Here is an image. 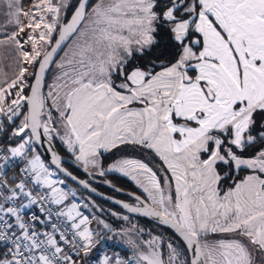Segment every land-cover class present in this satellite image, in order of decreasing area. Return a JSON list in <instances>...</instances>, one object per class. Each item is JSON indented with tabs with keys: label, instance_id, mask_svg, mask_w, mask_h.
I'll list each match as a JSON object with an SVG mask.
<instances>
[{
	"label": "snow or ice",
	"instance_id": "obj_1",
	"mask_svg": "<svg viewBox=\"0 0 264 264\" xmlns=\"http://www.w3.org/2000/svg\"><path fill=\"white\" fill-rule=\"evenodd\" d=\"M69 2L0 0V49L15 63L0 78V264H264V0H99L90 12L79 0L65 24ZM57 140L90 175L118 172L146 193L113 201L127 213L113 217L152 219L184 247L135 223L114 230L67 187L95 192ZM121 145L154 153L161 172L127 158L103 170L101 150ZM105 238L131 256H101Z\"/></svg>",
	"mask_w": 264,
	"mask_h": 264
},
{
	"label": "rangeland",
	"instance_id": "obj_2",
	"mask_svg": "<svg viewBox=\"0 0 264 264\" xmlns=\"http://www.w3.org/2000/svg\"><path fill=\"white\" fill-rule=\"evenodd\" d=\"M99 2V0H92L91 1V3H90V5H89V7H88V11L90 12L91 11V9H92V7L95 5V4H97ZM64 12H65V9H63L62 8V11H61V18L63 17V15H64ZM2 20H3V17H0V22H2ZM74 43V37L69 41V43L66 45V47L64 48V50L62 51V53L59 55V57L57 58V62H59L60 60H61V58L62 57H64V55H65V52H67L69 49H70V47L72 46V44ZM29 51H31V48L29 47ZM0 54H2V58H0V69H2L3 71H2V73H0V78H3V74H7V76L9 77V78H11L12 76H13V74H14V71H15V63H14V61H13V59H12V57L9 55V53H8V51H7V49H0ZM58 72H59V70H58V68L56 67V64H53L52 65V68H51V71H50V80H49V84L47 85V88H46V93H45V97H47V94H48V91H49V85H52L54 82H55V76H56V74H58ZM46 103H47V105H49V106H51V104H52V100H51V98H48L47 100H46ZM54 115H55V113H54ZM125 145H121V146H119V147H124ZM63 149V148H62ZM115 149V148H114ZM113 149V150H114ZM112 151V150H111ZM144 149H140V148H132V146H128V147H126L125 149H123V151H122V153H123V155H126V153H135V158L136 159H138V160H141V161H143V162H145L146 163V160L147 159H150V160H152L151 161V163H148L149 164V166L150 167H152L154 170H156L158 173H160L161 172V170H162V161H160L159 160V158L157 157V156H155V154L154 153H151V152H149L148 150H146V151H148L146 154H144ZM66 152V151H65ZM68 154V153H67ZM70 154V153H69ZM144 156H143V155ZM126 157H127V155H126ZM70 158H72L73 159V157L71 156V154H70ZM143 158H144V160H143ZM147 158V159H146ZM100 165H101V168L103 169V170H105V166H103L102 164H101V159H100ZM96 172H97V170H92V173H94V174H96ZM120 174V173H119ZM97 175V174H96ZM170 173H168V176L170 177ZM126 179L127 180H129L130 182H132V184L133 185H135V187L140 191V193L143 195V197L144 198H146V193H144L143 192V190L141 189V188H138L137 186H136V183L133 181V180H131V179H129L128 177H126ZM161 180L163 181V176H161ZM67 187L68 188H70V189H74V190H76L74 187H72L70 184H68L67 183ZM102 190H104L106 193H108V194H115V193H110V192H108L109 190L108 189H102ZM77 191V190H76ZM173 196H174V189H173V191H172V193H171ZM85 197H87V196H84V195H82V196H80V199H84ZM87 198H89V197H87ZM91 199V198H90ZM92 200V199H91ZM93 201V200H92ZM96 205H98L99 207H101V208H103V209H105V213L103 214V216H102V218L106 221V222H108L109 224H110V226L111 227H115V228H117L116 229V231H120L121 229H123V228H128V227H131V224L132 223H135V224H137L134 220H132V219H130L131 220V223H129V222H125V221H123L122 219H117L116 217H113L112 215H111V212L112 211H114V212H116L115 210H113V209H111V208H109V207H107V206H105V205H99V204H97L95 201H93ZM85 211V214H87V215H89V216H91L94 212H95V210L94 209H92V210H84ZM96 215H101L100 213H95ZM123 215V214H122ZM138 225V224H137ZM92 227L93 228H97V226L95 225V223L92 225ZM138 227L139 228H141V229H143L144 231H143V234H142V239H145V240H147V239H149L152 235H158V234H153L150 230H148V229H144L143 227H141V226H139L138 225ZM97 230H99V229H97ZM159 236H161L162 238H163V240L165 241V249H166V243L168 242V241H171L173 244H175V245H177L178 247H179V245L177 244V242L176 241H174V239L172 238V235L169 233V232H167V231H164V233H162V234H159ZM221 238H223V239H231L232 238V236L231 235H225V236H217V235H212V237L210 238V240H217V239H221ZM238 239H242V238H239V237H237ZM102 244H104V245H110L111 247L113 246V245H116V246H119V247H124L123 248V251H125V253L127 254L126 256H124V255H121V254H119L120 252L118 251V250H116V253L115 254H118L122 259H127L129 256H131V254H132V250L130 249V248H128L125 244H123V245H121V242L120 243H116L115 241H108L106 238L104 239V241L102 242ZM102 244L100 245V247H102ZM165 258H166V256H165Z\"/></svg>",
	"mask_w": 264,
	"mask_h": 264
},
{
	"label": "trees",
	"instance_id": "obj_3",
	"mask_svg": "<svg viewBox=\"0 0 264 264\" xmlns=\"http://www.w3.org/2000/svg\"><path fill=\"white\" fill-rule=\"evenodd\" d=\"M77 1H78V0H73L71 6H70L69 9L67 10V14H66L65 20L68 18V16L70 15V13L72 12V10L74 9V7H75ZM23 2H24L25 5H30L31 0H23ZM157 38H158V40H159V47L156 48V49H154V51H153V55H156L157 53H159V52L162 51V52L164 53V56L162 57V59H163V58H166V57L169 55L170 51H171V48H170V47L168 46V44H167V40H168V38H167V36H166L163 32H161L160 35H159ZM53 42H54V40H53ZM139 62H140V61H138V60L133 61V63H139ZM147 63H148V61H145V62H144V64H147ZM51 68H52V66H51ZM51 68H50V70H49V72H48V76H47V80H46V85H45V90H46V87H47L48 82H49V78H50V77H49V76H50L49 74H50ZM45 90H44V95H45ZM56 145H57V150L59 151V153H60L61 155L70 157V155L67 154V152H65V151H64V150H63V149L57 144V141H56ZM128 146H129V145H128ZM128 146L126 145V146H124V147H122V148H121V147H117V148H115L114 150H112V151H110V152L102 153V155L100 156L101 164H102L103 166L108 165L110 162H112V161H113L114 159H116L118 156L123 155V153H122L123 149H125V148L128 147ZM132 148H133V147H132ZM147 152H148V151L145 150V151H144V154H146ZM126 155H135V153H133V154H132V153H126ZM142 155H143V154H142ZM143 156H144V155H143ZM146 159H147V158H146ZM143 160H144V158H143ZM151 161H152V160L147 159V160H146V163H151ZM66 167L70 168L71 171L77 173L78 175L83 176L81 173H79L77 170L73 169L72 167H69V166H66ZM247 174H248L247 171H242V172H240V173L235 177V179L239 180V179L243 178V177H244L245 175H247ZM104 177L108 178V179L111 181V183H112L113 185H115V186H117V187H119V188H121V189H123V190H125V191H129V192L137 193V194L143 196V195L140 193V191L135 187V185H133L129 180H127V179H125V178H123V177H120V176L115 175V174H105ZM67 183L70 184L72 187H74V188L77 190V193H78V196H79V197L82 196V195L87 196V197L91 198L93 201H95V202H96L97 204H99V205H105V206H107V207H109V208L115 210V211H116L117 213H119V214H125V213H123L122 211L118 210L117 208H115V207H113V206H111V205H108V204H106V203H103V202H101V201H99V200H97V199H94V198L90 197L89 195H87L86 193H84L82 190H80V189H78L76 186L72 185L70 182L67 181ZM229 183H231V181H225V184H229ZM93 185H94L95 187H98V188H101V189H103V188H104V189H107V188L101 186V185L98 184V183H94ZM108 190H109V189H108ZM108 192L112 193L111 190H109ZM112 195H113V194H112ZM114 196H116V197H120V196H118V195H116V194H114ZM121 198H123V199H127V198H125V197H121ZM130 219L134 220L139 226L143 227L144 229H148V230H150L153 234H158V235H159V234L164 233V231L169 232V233L172 235V238L174 239V241L177 242V244L179 245V247H181V248L184 247L183 244L179 241V239H178V238L172 233V231H170L169 229H167V228H163V227L158 226V225L153 224V223H150V222H148V221H146V220H144V219L134 218V217H131V216H130ZM112 228H113L114 230L117 229V228H115V227H112ZM211 237H212V235H210V236L208 237V239H210ZM120 251H121V250H120ZM122 251H123V250H122Z\"/></svg>",
	"mask_w": 264,
	"mask_h": 264
},
{
	"label": "water",
	"instance_id": "obj_4",
	"mask_svg": "<svg viewBox=\"0 0 264 264\" xmlns=\"http://www.w3.org/2000/svg\"><path fill=\"white\" fill-rule=\"evenodd\" d=\"M91 1H92V0H89V3H88V6H87V7H89ZM72 2H73V0H70V2H69V4H68L67 8L65 9L64 15H63V17H62V22L65 23V24L68 23V22L71 20V17H72V15H73V13H74L76 7L78 6L79 0L77 1V3H76V5H75L74 9L72 10V12H71L70 15L68 16V18L65 20V17H66V14H67V10H68L69 7L71 6ZM71 39H72V38H71ZM71 39H70V40H71ZM70 40H69V41H70ZM69 41L66 42V44H65L64 46H62V47H63V50H64V48L66 47V45L69 43ZM54 42H55V41H54ZM54 42H53V43H54ZM63 50H62V51H63ZM62 51H59L58 55L55 57V60H57V58H58L59 55L62 53ZM51 66H52V65H51ZM48 72H49V71H48ZM48 72H47V74H46V80H47ZM45 85H46V84H45ZM44 90H45V87H44V89H43V94H44ZM57 152L59 153L58 150H57ZM59 154H60V153H59ZM41 155H42V158L45 159V162H46V163H48V162L50 161V155H49V154H46V153L44 152L43 149H41ZM60 155H61V154H60ZM61 157H62V159H63V161H64V165H63V166H64L66 169H67L66 166L72 167L73 169H75V170H77L79 173H81V174L84 176V178H79V177H77L75 174H74V175L78 178V180H82V181L88 183V184L90 185L91 188L95 189V192H90V191H88L87 189H84L81 185H79V184H78L77 182H75V181H71L70 179H67V178H66V180H67L68 182H70L72 185L76 186L78 189L82 190L84 193H86V194L89 195L90 197L94 198V199H97V200H99V201H101V202H103V203H106V204H108V205H111V206L117 208L118 210L122 211L123 213H125V211L120 207V205L117 204V203H114L113 201L118 200V201H121V202H127V203H132V204H134V203H135L134 197L131 196V195H129V193H132V194H134L135 196H140L142 199L144 198L143 196H141V195H139V194H137V193H133V192L125 191V190H123V189H121V188H119V187L113 185V184L111 183V181H110L108 178L104 177V176H99V175H96V174H94V173H92V172H91V175H90L88 172H85V171H84L83 167H77V166L75 165V163H74V160H73L72 158L68 157V156H63V155H61ZM68 171H70V170L68 169ZM70 172H71V171H70ZM106 181H107V183H106ZM94 183H98V184H100L101 186H103V187H105V188L111 190V191H112L113 193H115L116 195H118V196H120V197H125V198H127V199H123V198H120V197H116V196H114V195H109V194H106V193H104V192H101V191H99L97 188H95V187L93 186ZM109 185H112V186H109ZM117 188L120 189V191H116ZM108 198H110V199H108ZM125 214H127V213H125ZM128 215L131 216V217H134V218L144 219V220H146V221H148V222H150V223H153V224H156V225L161 226V227H163V228H167V229H169V230L172 231V233H173V234L179 239V241L183 244V241L180 240V238L176 235V233H175L171 228H168V227H166V226H164V225H160V224H158L157 222H155L154 220L149 219V218H146V217L137 216V215H135V214H128ZM183 246H184V245H183Z\"/></svg>",
	"mask_w": 264,
	"mask_h": 264
},
{
	"label": "crops",
	"instance_id": "obj_5",
	"mask_svg": "<svg viewBox=\"0 0 264 264\" xmlns=\"http://www.w3.org/2000/svg\"><path fill=\"white\" fill-rule=\"evenodd\" d=\"M50 77V76H49ZM49 80H50V78H49ZM48 84H49V82H48ZM47 88V87H46ZM45 93H46V90H45ZM57 144L61 147V148H63L61 145H60V141L59 140H57ZM126 146V145H125ZM128 146V145H127ZM63 150L64 151H66V149H64L63 148ZM113 150V149H112ZM111 151V150H110ZM110 151H108V152H110ZM67 152V151H66ZM68 153V152H67ZM101 153H107V152H104L103 150H101ZM69 154V153H68ZM70 155V154H69ZM125 158H127V159H136L135 158V155H127V157H126V155H120V156H118L116 159H114L112 162H110L108 165H105V170H107L110 166H112V165H114L117 161H119V160H121V159H125ZM105 174H115V175H118V176H120V177H123V178H125L126 179V177L125 176H123V175H121V174H119L118 172H107L106 171V173ZM132 183V182H131ZM210 240V239H209ZM124 243L123 242H121V245H123ZM102 251L99 253L101 256H103L105 253L106 254H108L109 256H112V255H115V253H116V250H118L120 253L119 254H121V255H124V256H126L127 254L125 253V251H122L123 250V248L124 247H119V246H116V245H113L112 247L110 246V245H104V244H102ZM121 250V251H120ZM93 256H95L96 255V253L94 252L93 254H92Z\"/></svg>",
	"mask_w": 264,
	"mask_h": 264
},
{
	"label": "flooded vegetation",
	"instance_id": "obj_6",
	"mask_svg": "<svg viewBox=\"0 0 264 264\" xmlns=\"http://www.w3.org/2000/svg\"><path fill=\"white\" fill-rule=\"evenodd\" d=\"M67 169H69L70 171H71V169L70 168H68L67 167ZM73 174H75L77 177H79V178H84V176H80V175H78L77 173H75V172H73V171H71ZM94 186V185H93ZM95 187V186H94ZM95 188H97L99 191H101V192H104V193H106L104 190H102L101 188H98V187H95ZM106 194H108V193H106ZM109 195H112V194H109ZM121 198V197H120Z\"/></svg>",
	"mask_w": 264,
	"mask_h": 264
}]
</instances>
